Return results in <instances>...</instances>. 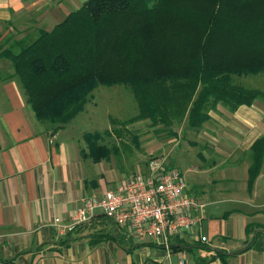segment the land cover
<instances>
[{"label":"crops","instance_id":"obj_1","mask_svg":"<svg viewBox=\"0 0 264 264\" xmlns=\"http://www.w3.org/2000/svg\"><path fill=\"white\" fill-rule=\"evenodd\" d=\"M86 1L0 0V52L33 40L41 28L51 30ZM13 70L11 60L0 57V264H264V166L249 191V161L240 157L264 136L262 100L234 112L223 105L210 111L204 127L220 121L217 132L228 143L215 142L210 165L200 167L208 156H197L189 165L194 177L184 174L189 194L205 204L198 211L203 220L197 238L180 234L170 247L138 240L100 212L62 235L56 217L71 221L83 197L113 189L129 176L114 161H95L86 132L73 125L91 113L94 93L104 85L68 126L53 132L17 79L8 77Z\"/></svg>","mask_w":264,"mask_h":264},{"label":"trees","instance_id":"obj_2","mask_svg":"<svg viewBox=\"0 0 264 264\" xmlns=\"http://www.w3.org/2000/svg\"><path fill=\"white\" fill-rule=\"evenodd\" d=\"M0 57L11 60L8 77L53 132L68 126L100 85H124L138 113L122 123L150 120L177 137L176 122L199 132L219 105L234 112L264 101V91L235 81L264 72V0H87ZM111 133L84 134L95 161L119 151L104 140ZM245 156L251 191L264 166V136Z\"/></svg>","mask_w":264,"mask_h":264},{"label":"rangeland","instance_id":"obj_3","mask_svg":"<svg viewBox=\"0 0 264 264\" xmlns=\"http://www.w3.org/2000/svg\"><path fill=\"white\" fill-rule=\"evenodd\" d=\"M200 4L202 2L196 3ZM235 81L246 87L264 91V72L259 75L236 76ZM89 106L92 108L91 113H82L73 121L75 131L103 132L110 127L112 133L105 136L104 140L110 145H117L119 151L113 153L109 160L114 161L115 166L126 171L127 175L141 171L145 173L151 160L155 157H164L172 168L178 169L183 175L194 177L189 165L197 163L199 157L208 156L205 163L200 158L198 162L200 167H207L210 165L209 158L214 151L215 142L222 141L224 145L221 146L228 143L226 138L220 140L221 135L217 132L221 130L220 121L211 122L207 130L204 127L199 132L185 128V121L176 122L174 130L178 133L177 137L168 134L166 129H162V125L153 127L150 120L122 123L138 113L136 98L131 89L124 85L102 86L94 93V99ZM223 119L228 120L225 117ZM223 135L225 136L224 133ZM242 155L247 158L245 153H241L240 157Z\"/></svg>","mask_w":264,"mask_h":264},{"label":"built area","instance_id":"obj_4","mask_svg":"<svg viewBox=\"0 0 264 264\" xmlns=\"http://www.w3.org/2000/svg\"><path fill=\"white\" fill-rule=\"evenodd\" d=\"M204 206L189 194L181 171L167 167L164 158H155L147 172L131 174L113 189L83 197L71 221L56 217L54 225L65 235L100 212L120 228H127L132 237L170 247L174 236L189 234L197 238L203 220L198 211ZM200 240L208 242V237L201 235Z\"/></svg>","mask_w":264,"mask_h":264}]
</instances>
